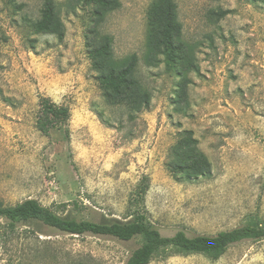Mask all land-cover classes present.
Returning a JSON list of instances; mask_svg holds the SVG:
<instances>
[{
	"label": "rangeland",
	"instance_id": "obj_1",
	"mask_svg": "<svg viewBox=\"0 0 264 264\" xmlns=\"http://www.w3.org/2000/svg\"><path fill=\"white\" fill-rule=\"evenodd\" d=\"M44 1L15 0V8L0 0V205L35 199L93 222H125L142 210L167 237L215 236L264 221V0H175L184 48L173 69L148 48L156 0H119L97 29L111 38L115 60L139 57L151 103L132 114L99 86L88 56L97 43L93 9L54 0L59 39L31 27ZM42 98L69 108L68 133L38 130ZM185 131L210 174L178 178L170 170ZM6 225L0 219V264H126L141 244L29 227L10 233ZM150 264H264V239L218 259L169 248Z\"/></svg>",
	"mask_w": 264,
	"mask_h": 264
},
{
	"label": "trees",
	"instance_id": "obj_2",
	"mask_svg": "<svg viewBox=\"0 0 264 264\" xmlns=\"http://www.w3.org/2000/svg\"><path fill=\"white\" fill-rule=\"evenodd\" d=\"M15 8V0H3ZM70 3L83 5L93 9V32L97 43L90 46L89 59L93 68L99 72V86L113 104L129 110V114L141 112L150 107L151 95L143 90L137 75L139 57L132 54L120 61L113 58L111 38L101 36L98 26L105 20L107 12L121 6L119 0H70ZM76 9V7H75ZM73 7V10H75ZM225 15V13H223ZM150 37L148 48L165 56L169 69L178 64L184 46L180 42L182 26L178 19V8L175 0H156L149 9ZM34 33L49 32L62 39L64 26L58 4L54 0H45L41 18L33 22ZM186 52V50H184ZM187 53H184V55ZM181 58V57H180ZM185 98V90L181 91ZM70 110L67 106L57 105L50 98H42L36 125L45 136H50L55 129H64L68 133ZM174 150L169 168L174 176L198 178L210 174V163L199 150L197 140L191 131H185ZM146 189L139 191V201ZM133 218L125 222L104 220L93 222L78 220L69 216H61L52 209L44 207L35 199H28L15 206L0 205V219L6 221L7 229L13 233L17 228H35L45 234L44 230L67 235H93L112 237L121 242L141 239L140 246L135 249L126 264H150L155 255L169 248L187 254H200L213 259L222 257L229 248L244 241H260L264 239V221L251 218L244 225L233 230L221 232L215 236H188L179 231L172 237L163 236L160 230L150 223L142 210L135 211Z\"/></svg>",
	"mask_w": 264,
	"mask_h": 264
}]
</instances>
